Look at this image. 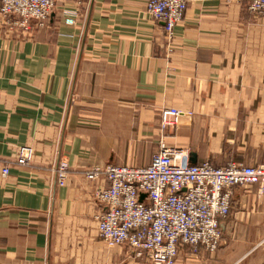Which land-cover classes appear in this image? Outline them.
Instances as JSON below:
<instances>
[{"label": "crops", "instance_id": "obj_1", "mask_svg": "<svg viewBox=\"0 0 264 264\" xmlns=\"http://www.w3.org/2000/svg\"><path fill=\"white\" fill-rule=\"evenodd\" d=\"M145 2L83 0L73 27L59 18L71 3L27 30L0 16V264H148L99 238L107 180L85 172L146 166L161 141L191 163L264 162V14L187 0L169 38ZM165 107L184 112L175 130L160 127ZM21 146L28 165L15 164ZM231 192L216 250L180 247L174 264H264V196Z\"/></svg>", "mask_w": 264, "mask_h": 264}, {"label": "built area", "instance_id": "obj_2", "mask_svg": "<svg viewBox=\"0 0 264 264\" xmlns=\"http://www.w3.org/2000/svg\"><path fill=\"white\" fill-rule=\"evenodd\" d=\"M62 8L65 25L73 26L80 16L83 0ZM248 9L264 14V0H246ZM56 0H0V16L6 22L27 30L34 23L43 26ZM187 0H146L145 12L162 22L170 38L175 25L182 22ZM13 19V20H12ZM184 112L165 107L160 112L162 129L178 125ZM33 149L18 148L15 164L28 165ZM68 164L58 161L51 172L64 186ZM8 174V166L1 169ZM89 180L104 176L107 186L96 192L104 211L98 216V235L108 245H125L135 256L150 264H174L180 247L193 251L198 246L214 251L221 238L220 221L231 207V188L257 186L264 196V162L244 165L230 161L214 167L209 162L191 163L189 150L160 142L149 164L135 167L108 164L85 172Z\"/></svg>", "mask_w": 264, "mask_h": 264}, {"label": "rangeland", "instance_id": "obj_3", "mask_svg": "<svg viewBox=\"0 0 264 264\" xmlns=\"http://www.w3.org/2000/svg\"><path fill=\"white\" fill-rule=\"evenodd\" d=\"M239 1H242V2H244V4L246 5V8H247V10L249 11V12H251V13H253V14H258V13H255V12H252V11H250L249 9H248V3H247V1L246 0H239ZM83 2V1H82ZM66 3H71V4H73L72 2H70V1H64V0H56V3H55V7L53 8V10H52V12L53 11H56L57 12V4H61V5H65ZM81 6H82V4H81ZM81 9V8H80ZM61 9H60V13H59V18H63L62 17V13H61ZM51 12V13H52ZM144 12H145V6H144ZM81 13H82V11H80V16L78 17V19H77V23H78V20H79V18L81 17ZM146 13V12H145ZM147 14V13H146ZM51 15V14H50ZM148 15V14H147ZM149 16V15H148ZM154 20V19H153ZM63 21V20H62ZM64 23V22H63ZM77 23L75 24V25H73V26H76L77 25ZM32 24H34V23H32ZM31 24V25H32ZM73 26H70V27H73ZM38 27V26H37ZM163 109V108H162ZM161 109V110H162ZM161 110H160V112H161ZM159 116H160V113H159ZM181 119V118H180ZM159 121H160V119H159ZM180 122V121H179ZM159 124H160V122H159ZM179 124V123H178ZM160 127H161V125H160ZM177 127V126H176ZM176 127H174V128H166V129H172V130H175L176 129ZM33 157H34V152H33ZM230 162V161H229ZM228 163V162H227ZM226 165V164H225ZM224 166V165H223ZM220 167V166H219ZM99 236V235H98ZM100 238V237H99ZM101 239V238H100ZM102 240V239H101ZM107 244V243H106ZM110 246H113V245H110ZM127 247V246H126ZM132 252H133V255L135 256V254H134V251L132 250ZM136 258H138V259H141V260H145L144 258H140V257H137V256H135ZM147 261V260H146ZM148 262V261H147ZM148 264H150L149 262H148Z\"/></svg>", "mask_w": 264, "mask_h": 264}]
</instances>
